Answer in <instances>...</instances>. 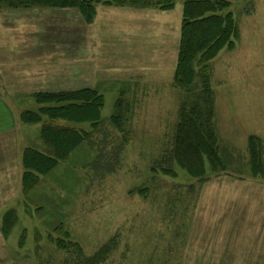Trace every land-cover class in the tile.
Segmentation results:
<instances>
[{
	"label": "rangeland",
	"instance_id": "rangeland-1",
	"mask_svg": "<svg viewBox=\"0 0 264 264\" xmlns=\"http://www.w3.org/2000/svg\"><path fill=\"white\" fill-rule=\"evenodd\" d=\"M186 1L86 0L94 12L0 5V264H83L77 250L56 248L66 236L89 259L110 247L103 264H264V179L254 177L249 152L251 137L264 142V0H209L226 4L222 14L239 35L206 64L221 166L206 162L203 179L176 163V177L154 172L181 107L201 89V65L188 95L175 74L143 73L150 59H132L127 35L92 40L101 7L171 12ZM101 33L111 35V25ZM83 90L102 98L98 129L77 125L93 131V142L25 192L23 153L41 148L42 125L21 116L39 111V94ZM120 100L128 105L124 132L113 123ZM8 212L16 216L10 230Z\"/></svg>",
	"mask_w": 264,
	"mask_h": 264
},
{
	"label": "trees",
	"instance_id": "trees-1",
	"mask_svg": "<svg viewBox=\"0 0 264 264\" xmlns=\"http://www.w3.org/2000/svg\"><path fill=\"white\" fill-rule=\"evenodd\" d=\"M5 3L25 7L35 4L52 7L69 6L79 8L81 11L94 12V7L86 0H0V5ZM227 8L225 3L219 1L187 0L185 3L175 82L177 87L190 95L197 73L194 69L196 62L202 67L199 70L202 86L192 93L190 105L181 107L179 123L175 128L170 149L158 159L160 165L154 169L156 173L176 177V173L169 167L176 163L192 177L203 179L206 174V162H209L214 170L221 166L218 136L213 126L217 95L211 86V74L208 73L206 64L214 60L224 48H233L239 35L238 25L232 15L222 14ZM37 101L41 105L38 112H26L21 116L22 122L42 125L39 138L41 148L29 147L23 153L22 184L25 192L33 184L40 182V178L55 172L82 144L93 142V131H87L77 125L89 123L93 130L98 129L100 125L102 98L91 90L63 95L39 94ZM116 108L113 123L124 132L121 129L125 122L123 110L127 112L128 105L120 100ZM249 152L254 177L264 179L263 140L256 136L251 137ZM15 218L14 213L11 215L8 212L5 215L6 229L10 230L9 226ZM20 241L23 242V238ZM55 242L57 249L69 255H71L70 250H77L85 259L83 264H103L112 251L105 245L95 254V259H89L86 258L83 248L68 236Z\"/></svg>",
	"mask_w": 264,
	"mask_h": 264
},
{
	"label": "crops",
	"instance_id": "crops-1",
	"mask_svg": "<svg viewBox=\"0 0 264 264\" xmlns=\"http://www.w3.org/2000/svg\"><path fill=\"white\" fill-rule=\"evenodd\" d=\"M107 8L104 6L99 10V17L94 22L96 37L92 39L93 41L98 44L120 42L125 40L118 36L127 35L129 38L127 40L132 43V46H129L132 49V59H150L146 65L141 66L143 73H176L182 38L184 14L182 4L179 5L178 3L175 10L171 12ZM107 25H111L113 33L104 38L101 30ZM139 49H143L146 54L139 53ZM132 66L135 67V65ZM6 102L7 105L10 104L8 101ZM14 113L12 112V116L17 131V116H15L16 112ZM17 147L21 151V140L19 139Z\"/></svg>",
	"mask_w": 264,
	"mask_h": 264
}]
</instances>
